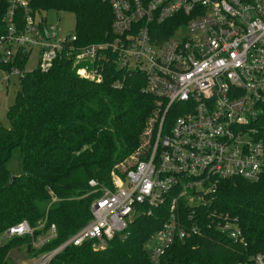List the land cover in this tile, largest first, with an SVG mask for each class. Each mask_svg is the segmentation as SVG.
Returning <instances> with one entry per match:
<instances>
[{
	"label": "built area",
	"instance_id": "2783aa9c",
	"mask_svg": "<svg viewBox=\"0 0 264 264\" xmlns=\"http://www.w3.org/2000/svg\"><path fill=\"white\" fill-rule=\"evenodd\" d=\"M106 1L112 11L109 39L78 45L74 33L61 36L43 18L37 22L28 0H6L0 66H9L8 72L22 76L25 69L16 61L33 49L40 70L66 56L81 65V77L94 82L110 63L142 72L145 91L165 104L146 157L120 176L119 186L112 180L113 187L93 200L85 226L31 264H49L69 244L92 240L100 250L115 236L125 240L134 218L160 205L169 212L144 242L150 264H176L167 260V250L206 229L243 241L228 215L200 209L213 203L221 180L257 181L264 173V0ZM172 108L178 114L165 125ZM33 231L23 220L5 235ZM55 236L51 225L32 243L39 248ZM253 260L264 264L262 254Z\"/></svg>",
	"mask_w": 264,
	"mask_h": 264
},
{
	"label": "trees",
	"instance_id": "16d2710c",
	"mask_svg": "<svg viewBox=\"0 0 264 264\" xmlns=\"http://www.w3.org/2000/svg\"><path fill=\"white\" fill-rule=\"evenodd\" d=\"M28 5L34 14L72 13L78 45L109 39L112 11L106 0H28ZM7 7L1 0L0 35L5 31ZM22 12L18 9L17 16ZM27 59L24 55L16 61L20 69H25ZM79 66L61 56L48 70H25L7 112L10 125L0 123V264H20L12 252L22 247L28 257L52 250L85 226L93 200L113 187L111 171L117 172L120 163H125V171L131 168L148 153L155 136L165 104L145 91L142 72L108 63L101 72L103 79L94 82L77 73ZM0 68L9 71L10 67ZM177 114L169 109L165 125ZM148 129L153 137L143 135ZM15 149L21 171L13 175L6 164ZM131 156L134 160L128 161ZM90 180L96 181L95 187ZM168 212L166 205L152 207L150 214H139L129 224L125 240L115 236L100 250L93 249L92 240L69 244L49 264H150L144 242ZM200 212L228 215L243 241L206 229L176 241L167 250L169 262L254 264L256 254L264 259V173L257 181L221 180L213 203ZM23 220L34 228L31 236L5 235ZM51 225L56 236L34 247L32 240Z\"/></svg>",
	"mask_w": 264,
	"mask_h": 264
},
{
	"label": "rangeland",
	"instance_id": "374dc122",
	"mask_svg": "<svg viewBox=\"0 0 264 264\" xmlns=\"http://www.w3.org/2000/svg\"><path fill=\"white\" fill-rule=\"evenodd\" d=\"M41 18L45 19V24L47 27L59 28L60 29L59 34L61 36H66L69 34H73L75 32V17L70 12L54 11V10H49L47 12H40V13L38 12L36 14L37 22ZM38 59H39L38 50L37 49L31 50L28 55V59L25 63V70L31 71L36 69L38 67ZM19 82H20V77L18 74L8 72V70L5 71L0 68V123L4 126L10 125V120L7 116V112L9 107L13 104L15 100L16 93L20 86ZM149 133H150V129H148L145 134L143 133V135H147L148 137H153V135ZM146 154L147 153H145L144 157L146 156ZM133 160L134 157L131 156L128 161H133ZM124 164L125 163H120L116 165L118 173L114 170L111 171V178L112 180H114L115 186H119L120 181L118 179H120V176L121 175L123 176L125 172V170L123 169ZM6 166L10 170L11 174L14 175L20 173L21 166H20L19 154L17 149L13 151L12 156L10 160L7 162ZM117 180L118 182H116ZM106 246L107 244L105 245V247ZM95 247L96 246L93 245V249H95ZM12 255L17 261H19L20 264H31L32 259H34V257H28L24 247L18 250H13Z\"/></svg>",
	"mask_w": 264,
	"mask_h": 264
}]
</instances>
